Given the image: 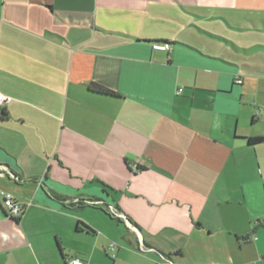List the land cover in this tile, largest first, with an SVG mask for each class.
I'll use <instances>...</instances> for the list:
<instances>
[{
	"label": "crops",
	"instance_id": "obj_1",
	"mask_svg": "<svg viewBox=\"0 0 264 264\" xmlns=\"http://www.w3.org/2000/svg\"><path fill=\"white\" fill-rule=\"evenodd\" d=\"M0 93V264H264V0H0Z\"/></svg>",
	"mask_w": 264,
	"mask_h": 264
},
{
	"label": "built area",
	"instance_id": "obj_2",
	"mask_svg": "<svg viewBox=\"0 0 264 264\" xmlns=\"http://www.w3.org/2000/svg\"><path fill=\"white\" fill-rule=\"evenodd\" d=\"M152 48L158 51H168L169 44L166 43H155L152 45ZM181 90H179V93ZM12 101L10 97L4 96L0 93V106L8 104ZM132 170L136 171V167L132 166ZM3 206L6 210L8 217L12 219H18L24 210V206L20 203H17L13 200L10 194H3ZM111 213L116 215L119 218H124L122 215L117 214L114 209H111ZM110 248H113V244L110 245ZM67 264H84V262L79 258H71L67 261Z\"/></svg>",
	"mask_w": 264,
	"mask_h": 264
},
{
	"label": "trees",
	"instance_id": "obj_3",
	"mask_svg": "<svg viewBox=\"0 0 264 264\" xmlns=\"http://www.w3.org/2000/svg\"><path fill=\"white\" fill-rule=\"evenodd\" d=\"M166 43V42H163ZM168 44V43H166ZM88 92L92 93V94H96V95H100L103 97H107V98H112V99H119L121 98V96L117 93H115L112 90H109L101 85L95 84V83H91L87 86ZM246 141L249 145H255V144H259V143H263L264 142V138H246ZM51 198H53L56 201H60L62 202V199L57 196V195H53L51 194ZM81 227L86 230L87 232L93 233V230H91L89 227H87L84 224H81ZM78 228V227H77Z\"/></svg>",
	"mask_w": 264,
	"mask_h": 264
},
{
	"label": "water",
	"instance_id": "obj_4",
	"mask_svg": "<svg viewBox=\"0 0 264 264\" xmlns=\"http://www.w3.org/2000/svg\"><path fill=\"white\" fill-rule=\"evenodd\" d=\"M3 212L5 213L6 216H8L7 213H6V211L4 209H3Z\"/></svg>",
	"mask_w": 264,
	"mask_h": 264
}]
</instances>
